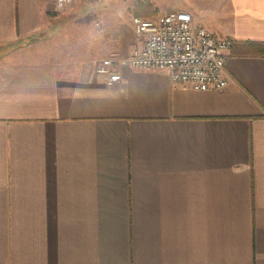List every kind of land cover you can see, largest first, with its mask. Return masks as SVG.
I'll return each mask as SVG.
<instances>
[{
    "label": "crops",
    "instance_id": "obj_1",
    "mask_svg": "<svg viewBox=\"0 0 264 264\" xmlns=\"http://www.w3.org/2000/svg\"><path fill=\"white\" fill-rule=\"evenodd\" d=\"M176 9L233 40L226 88L68 44ZM0 264H264V0H0Z\"/></svg>",
    "mask_w": 264,
    "mask_h": 264
},
{
    "label": "built area",
    "instance_id": "obj_2",
    "mask_svg": "<svg viewBox=\"0 0 264 264\" xmlns=\"http://www.w3.org/2000/svg\"><path fill=\"white\" fill-rule=\"evenodd\" d=\"M73 1L55 0L56 9L65 10ZM133 31L136 46L129 55L113 52L96 65L107 84L122 81L121 65L135 70H166L173 83L183 88L222 90L230 84L226 53L233 40L196 23L189 11L134 16Z\"/></svg>",
    "mask_w": 264,
    "mask_h": 264
},
{
    "label": "rangeland",
    "instance_id": "obj_3",
    "mask_svg": "<svg viewBox=\"0 0 264 264\" xmlns=\"http://www.w3.org/2000/svg\"><path fill=\"white\" fill-rule=\"evenodd\" d=\"M147 1H152L153 3H157L159 8H164L170 5H173V7H180L182 5L183 0H147ZM126 24L123 25L124 29V37H125V42L123 43H118V42H84V43H79V42H71L68 43L71 46H75L77 47V45H82L84 48V51L87 50V48H91V45L93 46V49H97L96 47L99 46V48H103V47H115L117 50H115L116 52H118L119 54L122 55V50L118 49L119 45L123 44V45H134L136 44V40H135V36H134V31H133V19L131 21V18H127L126 20ZM129 42V43H128ZM92 50V48H91ZM109 56V55H108ZM103 57V55H102Z\"/></svg>",
    "mask_w": 264,
    "mask_h": 264
}]
</instances>
